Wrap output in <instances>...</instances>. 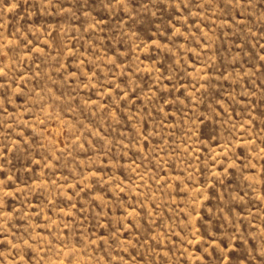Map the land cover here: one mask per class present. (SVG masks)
<instances>
[{
    "label": "rangeland",
    "instance_id": "obj_1",
    "mask_svg": "<svg viewBox=\"0 0 264 264\" xmlns=\"http://www.w3.org/2000/svg\"><path fill=\"white\" fill-rule=\"evenodd\" d=\"M0 264H264V0H0Z\"/></svg>",
    "mask_w": 264,
    "mask_h": 264
}]
</instances>
